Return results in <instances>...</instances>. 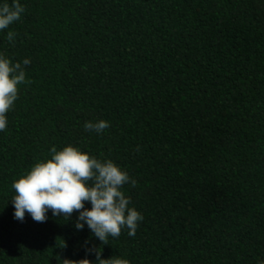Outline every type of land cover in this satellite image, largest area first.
I'll use <instances>...</instances> for the list:
<instances>
[{
	"label": "trees",
	"instance_id": "1",
	"mask_svg": "<svg viewBox=\"0 0 264 264\" xmlns=\"http://www.w3.org/2000/svg\"><path fill=\"white\" fill-rule=\"evenodd\" d=\"M19 2L0 31V52L31 60L0 132V264H59L83 258L85 238L100 245L50 212L12 216L11 182L69 143L137 181L124 192L143 220L102 258L264 259V0ZM97 119L109 121L101 134L84 130Z\"/></svg>",
	"mask_w": 264,
	"mask_h": 264
},
{
	"label": "clouds",
	"instance_id": "2",
	"mask_svg": "<svg viewBox=\"0 0 264 264\" xmlns=\"http://www.w3.org/2000/svg\"><path fill=\"white\" fill-rule=\"evenodd\" d=\"M23 12L24 5L19 0H0V31L20 20ZM5 35L11 42L16 33L8 30ZM30 63L27 57L15 61L0 52V132L8 126L7 113L18 99V85L26 82V66ZM108 126L109 121L104 119L83 124L85 131L97 135ZM136 183L135 178L111 159L98 158L70 143L59 149L52 145L46 157L36 160L11 182L12 216L23 222L27 214L33 221L42 223L49 218L50 212L52 217L71 219L74 231L86 227L100 242V245H93L85 238L80 245L84 257H57L59 264H130L127 258L119 255L102 258L101 245L108 244L109 237H118L124 229L128 236L135 235L143 216L131 206L124 186L135 187ZM256 264H264V259L258 258Z\"/></svg>",
	"mask_w": 264,
	"mask_h": 264
}]
</instances>
